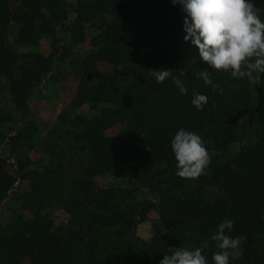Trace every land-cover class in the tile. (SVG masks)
Wrapping results in <instances>:
<instances>
[{
  "label": "trees",
  "instance_id": "16d2710c",
  "mask_svg": "<svg viewBox=\"0 0 264 264\" xmlns=\"http://www.w3.org/2000/svg\"><path fill=\"white\" fill-rule=\"evenodd\" d=\"M65 5V0H21L12 9L0 0L1 34H6L7 24L18 27L14 42L0 46V76L7 81L19 111L28 113L29 93L45 72L35 73L32 66L15 69L19 58L13 47L36 45L43 33L54 36L53 24L65 20ZM69 8L75 13L76 28L97 17L121 20L117 31L110 29L104 32L105 38L99 34L90 40L95 51L88 59H106L114 73L111 82L97 84L85 96L91 100L94 95L90 102L95 110L103 101L108 106L97 109L89 119L77 114L75 120L66 122L69 127L57 130L59 139L53 145L63 148L53 146L49 152L47 166L51 169L24 172L16 156L14 167L19 176L0 174V199H20V209L36 217L18 218L0 229V264H21L19 257L28 254L41 264H113L114 257L122 264H160L168 248L191 250L205 241L209 248L203 254L214 264L212 256L218 249L209 238L225 218L234 221L226 234L246 237L243 256L231 264H264V84L252 91L250 79H235L229 72L210 69L200 59L198 48L185 42L186 13L171 0H75ZM56 41L54 36V48ZM72 45L67 47L71 50ZM29 56L44 59L33 53ZM150 69H171L175 76L183 70L181 80L187 94L179 91L172 77L157 83ZM202 69L211 72L213 85L218 86L215 90L195 78ZM261 79L264 82V73ZM193 90L208 97L202 110L191 103ZM115 124L121 133L107 136L105 130ZM33 125L29 122L30 128ZM181 128L199 134L212 153L210 165L196 179L176 174L171 141ZM19 140L11 137V145L15 147ZM73 158L89 163V177L126 172L140 176V182L160 197L157 218L151 223L153 230L165 231L163 238L147 242L132 234L136 210L122 199L112 201L114 189L53 176L55 160ZM23 181L29 182V190L14 192L16 183ZM56 203L69 214V220H76L78 233L64 234L63 227L47 231L51 222L40 220L56 209ZM108 225H116L117 231L102 232ZM96 242L102 245L98 248Z\"/></svg>",
  "mask_w": 264,
  "mask_h": 264
},
{
  "label": "rangeland",
  "instance_id": "374dc122",
  "mask_svg": "<svg viewBox=\"0 0 264 264\" xmlns=\"http://www.w3.org/2000/svg\"><path fill=\"white\" fill-rule=\"evenodd\" d=\"M5 1L6 5L12 9L21 4V0ZM254 2L259 9L263 5L262 0H254ZM72 3H75V0H65L66 5L63 8V12H67L65 20L63 23L53 24L55 41L57 40L54 44L55 48L52 46L54 36H49L46 33L41 34L36 45L26 44L13 47L14 50H17L19 58L18 64L14 66L15 69L25 70V67L30 68L32 66L35 73L45 72L29 93L30 102H26L28 113L19 111L13 104L9 95L8 83L0 76V137H3L0 142V174L19 176L14 167L17 164L16 156L23 162L24 172L42 173L51 169V166L49 168L47 166L49 152L53 151V146L60 148V150L63 148L58 143L53 145V141L59 139L57 130L69 127L66 122L75 120L74 116L77 114L89 119L97 114V109L102 110L108 106L106 101H103L97 105L95 110L90 102L94 95L91 100L85 96L86 93H91L97 84L111 82L112 79L109 78L114 73L113 67L106 59H99L100 56L91 61L88 59L95 51L90 45V40L99 34L104 36V32L107 33L110 29L117 31L122 24L121 20L112 17L105 19L97 17L85 22L82 27L76 28L73 25L75 13L71 12V8H69ZM5 31H7L6 34H1L0 30L1 47H5L7 41L14 42L12 38L17 37L18 27L10 23L6 25ZM78 36L83 37H80V41L75 42V38ZM71 44L73 45L70 50L67 46ZM66 52L68 53L64 56L63 53ZM32 53L44 57L43 61L36 57L34 59L30 57L29 54ZM262 74L260 72L253 73L250 79V90L254 91L264 84L261 81ZM81 95L85 97L79 98ZM84 99L85 101H83ZM29 122L34 124L33 128H30ZM116 125L105 130L107 136H115L117 133L118 135L121 133L120 126ZM11 137L20 139L15 147L11 145ZM52 169L53 176H65L69 181L84 179L86 184L94 182V186H98L99 189H114V192H110L113 195L112 201L116 202L122 199L131 209L136 210V218L130 232L147 242L163 238L165 231L163 230L160 234L153 230L155 228L152 227L151 223L157 218L155 208L158 206L160 197L157 192L140 182V176L126 172L122 175L97 174L94 178L89 177L87 176L89 163L79 161L78 158L64 159L63 161L55 160ZM28 186V181H23L19 185L16 183L14 192L16 189L21 193L26 192L29 190ZM51 187L54 188V184ZM130 194H133L132 199H130ZM7 199H9L8 196L4 200L0 199V229L16 222L18 218L32 219L34 217H30L31 214L26 210L20 209L22 206L20 199L15 198L10 202V199ZM58 199H60V195L56 196V200ZM59 206V203H56V209L50 211L49 214L44 213V218L40 220L51 222L47 231L53 233L58 231V228L63 227L64 234L78 233L80 229L75 223L76 220L75 222L69 220V214L63 208H57ZM35 218L34 220H36ZM98 228L99 226H96L97 232ZM117 228L116 225H108L102 232L113 234ZM96 244L98 248L102 245L101 242H96ZM261 251L264 253V250ZM112 261L113 264H122L120 259L116 257L112 258ZM18 263L41 264V261L28 254L19 257Z\"/></svg>",
  "mask_w": 264,
  "mask_h": 264
},
{
  "label": "clouds",
  "instance_id": "9594fccd",
  "mask_svg": "<svg viewBox=\"0 0 264 264\" xmlns=\"http://www.w3.org/2000/svg\"><path fill=\"white\" fill-rule=\"evenodd\" d=\"M181 5L184 17L185 42L191 41L199 50L200 59L210 69L229 72L235 79H251L253 73H264V20L254 0H171ZM157 83L172 77L179 91L187 94L181 77L173 75L171 69H150ZM197 80L213 85L211 72L207 69L195 73ZM213 85V90L216 89ZM222 91V90H221ZM205 94L193 90L191 103L202 110L207 104ZM171 148L177 161V176L196 179L204 174L211 163L212 153L202 137L196 132L181 128L171 141ZM234 221L225 218L210 236L218 251L213 253L214 264H231L243 256L242 244L246 237H232L226 230L233 228ZM209 242L199 247L167 249L160 264H209L203 254ZM167 253H171L170 255Z\"/></svg>",
  "mask_w": 264,
  "mask_h": 264
}]
</instances>
